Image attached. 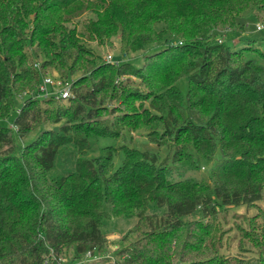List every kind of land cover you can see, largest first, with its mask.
I'll return each mask as SVG.
<instances>
[{
    "label": "trees",
    "instance_id": "1",
    "mask_svg": "<svg viewBox=\"0 0 264 264\" xmlns=\"http://www.w3.org/2000/svg\"><path fill=\"white\" fill-rule=\"evenodd\" d=\"M260 13L264 0H0V264L95 255L110 213L137 217L115 264H264L262 209L237 224L240 254L221 252V213L264 198V49L245 34ZM218 31L234 35L213 40ZM116 35L124 51L159 49L112 63L90 43ZM53 67L78 75L66 106L36 96ZM138 129L153 149L124 146L118 165L112 146L89 154ZM202 167L209 179L185 177Z\"/></svg>",
    "mask_w": 264,
    "mask_h": 264
},
{
    "label": "rangeland",
    "instance_id": "2",
    "mask_svg": "<svg viewBox=\"0 0 264 264\" xmlns=\"http://www.w3.org/2000/svg\"><path fill=\"white\" fill-rule=\"evenodd\" d=\"M259 20L255 19L254 17H250L248 20V27H247V33L246 36L248 38L254 39L257 43H254L256 46H259L261 49H264V14L260 13ZM93 14L91 12H87L83 14L81 17L76 18L74 22H76L79 27L81 23L86 20L89 17H92ZM257 24H263V28L258 30L256 28ZM234 35L232 32L229 31H218L214 34L213 40H222L224 41L226 38L231 37ZM233 37V36H232ZM239 38V37H238ZM113 43L108 45H99L97 42L93 41L91 42V46L94 49V51L97 54H100L103 56L104 60L112 62V63H122V62H130L134 65H140L142 63V58L144 53H150L152 51H155L159 49L158 46H152L148 45L143 50H137V51H124L121 48L120 44V37L119 35H116L112 38ZM247 40H239L236 43V47H242L243 45L247 44ZM246 42V43H245ZM111 56L109 59L108 56ZM41 60V57L39 58ZM60 76L59 71L56 68H48L44 70L42 76ZM78 75L75 74L71 76L69 79H66L65 82H68L71 84L72 79L76 78ZM118 80L120 82L130 81L134 84V90H139L142 92L148 93V89L145 85H143V82L134 74H123L119 76ZM179 85L182 89V91H186V85H187V78H182L179 81ZM49 94H40L38 98H40L43 105L45 104L46 99L55 98V99H61L60 104L66 106L69 104L68 99H62L59 98L54 92L56 91L54 88L49 87L47 88ZM25 90L20 96H18L17 100V108L16 110L11 114V116L7 119L2 121L3 124L12 126L13 127V121L14 118L18 112V109L20 107V102L24 98L28 96V93H33L34 91L31 90ZM71 91V88H70ZM53 92V93H52ZM34 94V93H33ZM143 104L147 105L148 101H143ZM64 122L62 120L60 123ZM60 123H56L55 126H59ZM54 125L53 122H47L45 124V128H51ZM37 133H32L28 138L25 139L29 140L36 136ZM112 146L116 152H121V149H123L124 146L127 147H137L140 149H153L155 147V144L151 143L148 140L147 132L144 129H138V130H131L126 131V134L117 136L116 138H103L100 137L98 140H96L95 145L92 150H90L89 154L91 156H97L101 152V148L104 146ZM123 159L122 152L119 153L115 158V164L118 165L121 163ZM59 169V167H57ZM185 177H195L197 179L201 178H210V174L208 173V170L204 167H202L200 170L196 171H188L185 174ZM257 206L250 207V209H246L245 206L238 207V208H228L225 212L221 213V218L223 220V228L226 231L225 237H224V245L221 249V252L224 255H237L240 254V250L238 248V241L240 238V233L237 228V224L241 221L243 222V215L252 216L259 212V209H262L264 211V198L263 200H260L257 202ZM163 208L161 209H150V212H157L162 213ZM261 220V219H260ZM137 222V217H123V216H116L112 213L109 214L108 218L104 220L102 230L106 236V245L104 250L101 252H98L95 255L86 254L81 260L72 262L67 258H62L61 264H115L116 260H118L120 257L116 254L117 250L123 245L126 244L125 238L128 236L129 231L134 227V225ZM247 257H254L257 255V252L253 250L252 252H246L243 253Z\"/></svg>",
    "mask_w": 264,
    "mask_h": 264
},
{
    "label": "built area",
    "instance_id": "3",
    "mask_svg": "<svg viewBox=\"0 0 264 264\" xmlns=\"http://www.w3.org/2000/svg\"><path fill=\"white\" fill-rule=\"evenodd\" d=\"M256 28L258 30L262 29L263 24H257ZM108 57L109 59L111 58L110 55ZM36 65H39V63H37ZM70 85L71 84H69L68 82H65V80L58 75L57 76H51V75L45 76L44 75L42 76L41 82L37 88L36 96H40V94H43V93L49 94L47 88L52 87L56 90L54 94H56L59 98L67 99L71 96V91H70L71 86Z\"/></svg>",
    "mask_w": 264,
    "mask_h": 264
},
{
    "label": "crops",
    "instance_id": "4",
    "mask_svg": "<svg viewBox=\"0 0 264 264\" xmlns=\"http://www.w3.org/2000/svg\"><path fill=\"white\" fill-rule=\"evenodd\" d=\"M247 33V32H246ZM235 42H237L239 40V38L237 36L234 37L233 39Z\"/></svg>",
    "mask_w": 264,
    "mask_h": 264
},
{
    "label": "water",
    "instance_id": "5",
    "mask_svg": "<svg viewBox=\"0 0 264 264\" xmlns=\"http://www.w3.org/2000/svg\"><path fill=\"white\" fill-rule=\"evenodd\" d=\"M54 130H58V126H55V127H54Z\"/></svg>",
    "mask_w": 264,
    "mask_h": 264
}]
</instances>
